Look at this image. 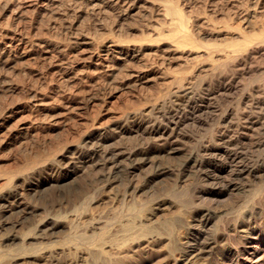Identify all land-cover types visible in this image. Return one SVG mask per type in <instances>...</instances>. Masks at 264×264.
<instances>
[{
    "label": "bare ground",
    "instance_id": "6f19581e",
    "mask_svg": "<svg viewBox=\"0 0 264 264\" xmlns=\"http://www.w3.org/2000/svg\"><path fill=\"white\" fill-rule=\"evenodd\" d=\"M2 1L0 0V3ZM16 1L25 3L40 0ZM67 1L71 2V0ZM121 1L123 0H87V3L92 9L101 10L104 7L117 6ZM61 2L59 6L64 5L65 8V4H61ZM75 2L77 1L75 0ZM80 2L82 3V0ZM172 2L170 0L169 4ZM208 2V5L212 6L209 8V11L212 10L211 12L221 11L224 13L222 10H225L223 16L221 14L225 24L220 23L221 21L217 23L222 25L223 29H217L215 14L210 12L208 13L212 15L200 11L203 13L200 16H204L200 19L206 20L201 21L202 27L199 25L200 23L198 25L203 28L204 22L207 27L212 23V28L209 27L211 29H208L207 32H205L206 26L204 25L203 32L216 36L217 40L220 42L222 40V43L225 42L223 44L219 41V43H215L216 39L213 38L214 41L207 45L208 42L205 41L207 50L202 56L207 64H210H208V68L200 67L201 70L198 68L204 74L196 73L194 70L188 75L175 76L176 86H168L163 88V91L161 89V92L159 91L156 97L150 99L149 103H143L134 109L123 111L110 123L93 122L78 137L66 139V142L63 140L64 143L60 142L61 144L53 146L54 149L50 150L53 154H49L50 151H43L45 155L48 153L47 157L53 162L43 168L48 175L42 176V173L38 172L36 175L40 178L37 179L31 175L33 177L31 179H35L36 182H33L30 177L13 182L11 180L17 174L33 169L37 162L46 158L44 154V157L39 154L42 158L38 157V159L34 156H32L33 159L30 158L31 152V155L24 154L26 159L24 165L7 175L6 181L2 183L6 189L0 195V264H24L27 258L35 259L37 264H147L149 262L152 264H264V70L261 72L262 63H264V0H209ZM53 3L50 2V5ZM164 3L166 4V2ZM172 4L173 6L169 5L170 7L166 9L168 15L165 16L169 17L170 13V18L167 20L163 16L159 17L169 21L173 15L171 22L173 27L172 30L168 27L170 31L167 29V33L174 32L176 37V44H174L177 47L190 44V47L200 50L196 42V38L202 39L196 35V31L199 29L196 28L198 25L192 27V23L195 22L191 20L193 15L192 18L187 16V14L191 15L195 6H191L193 9H190L187 7V3L185 5L188 8L187 11H192L186 14L180 0ZM50 5H47L48 8ZM219 5L223 7L222 10H220L222 7H218ZM29 6L31 7V5ZM6 7H8L7 4L3 6L4 9ZM15 7L17 8L18 5ZM59 8L63 9V7ZM51 9L50 11H52ZM17 10L15 12L18 15L21 8H17ZM29 10L27 11L29 12ZM58 10L56 11L58 12ZM55 12L48 11L52 14L51 16H54ZM159 12L164 13L163 11ZM197 12H194V15H197ZM162 13L159 14L162 15ZM11 15L14 14L11 13ZM31 17L34 18L33 14ZM236 17L242 18L241 24L235 25V22H238L235 20ZM50 19L52 18L50 17ZM21 20L20 22H23L22 17ZM49 20L48 22L51 21ZM242 21H244V25L247 24L246 26L253 27L255 25L254 29L250 30L252 33L247 31L248 28L242 25ZM160 22L158 26L163 25L162 23L166 27L167 24L171 25L162 20ZM7 27L10 28V26ZM41 29L44 30L42 27ZM159 30L157 31L159 33L164 31ZM21 31H15L16 33L11 31L13 33L11 35L8 34L10 31L3 33L4 36H9L11 42H4L0 45V64L8 65L24 52L34 51L36 54L38 53L43 64L47 65L49 69H58L57 72L60 71L63 74L72 67L71 61L75 60L66 55L70 48L68 43L63 45L61 43L64 41L60 43V40L54 42V38H47L46 33V37L38 34V38L26 37ZM41 31L38 33L40 34ZM203 32L199 31L198 34ZM233 33H237L239 37H234ZM82 34H74L75 44L78 45L75 50H78V53H88L90 58L98 55V64L110 68L109 70L113 69L114 71L120 61L131 62L141 54L142 45L141 47H137L138 44L135 47H123L119 42L111 39L109 44L106 43L102 47L92 46L93 41ZM210 37L207 38L210 39ZM80 39H84V42H80ZM170 39H173L172 36ZM17 40L24 43V46L14 45L13 42ZM203 40L202 45H204ZM171 43L173 44V42ZM20 48H23V51H20ZM182 48L180 47V49ZM180 49L178 48V52ZM189 50L188 53H191ZM192 50L195 51V49ZM182 51L186 52L183 49ZM53 52L57 54L50 55ZM193 56L188 57V60L189 58L197 59ZM199 56L196 55L198 58ZM76 61L78 60L76 59ZM146 61L145 59L144 64H147ZM161 61L163 63V60L159 62ZM153 63L151 62L152 65ZM143 71H139L136 75V81L140 83L144 82V78H148V74H144ZM12 72L15 73L13 70ZM163 73L165 74V72ZM8 76H10L9 73ZM3 77V74H0V83L4 82ZM204 77L208 78L207 82L204 81ZM115 78L116 76H111L108 82L104 81L105 83L98 85L99 87L96 86L98 88L95 92L94 89H88L89 91L82 89L81 93H76V96L73 95L72 98L74 93L73 91L72 94L69 92L71 96L68 97L71 99V104L67 109L79 110L87 107L88 103L98 98L101 99L100 96L106 95L107 88L117 82ZM250 78L252 80H249ZM11 80L8 82L9 85ZM70 80L72 81V79ZM252 81L257 83L250 87L249 84ZM63 82L61 83L63 84ZM7 90L9 91L6 89V92H8ZM60 95L58 94V96ZM235 96L238 98L233 101ZM30 98L34 104L32 106L39 107L36 110L47 111L46 96L43 93L33 91ZM6 113L7 111L0 115L2 120L0 126L7 122L9 115H5ZM209 120H213L214 124L208 133L196 135L186 132L188 127L200 128L207 125ZM49 121L53 125L57 123L54 126H59L58 120L51 119ZM29 131L28 126L22 127L18 132L20 137L15 135L18 138L17 141L21 144L25 143L24 139ZM50 134L48 135L50 136ZM44 137L46 136L44 135ZM51 140L54 141L52 138ZM127 144H131V147L124 149L122 145L126 146ZM35 146L34 149H36ZM40 146L38 149H41ZM177 151L184 152V157L179 164L173 167L158 164L160 157L169 156ZM145 166H150V171L141 177L138 171ZM80 173L90 174L96 181L94 182L96 183L95 188L85 195L80 206L86 211V216L91 212L90 219L83 220V216H71L61 210L46 213L36 204L32 205L27 200L30 192H37L54 181L56 183L54 188L56 186L62 188L63 184H66L63 182ZM165 176H169L170 181L167 179L165 184H161V182L159 184L160 179ZM194 178L198 181L196 186L192 184ZM119 187L121 188L119 189ZM115 188L119 190L115 191ZM233 192L236 195L231 210L223 214H218L213 210L211 203L213 200ZM89 198H91L90 202L92 199L96 202L94 207L90 206L92 204H89ZM108 202L113 207L112 215L103 221L99 207ZM89 210L90 212H88ZM186 212L189 213L188 218L184 215ZM124 215L126 218L122 219L121 217ZM12 216L15 218L12 219ZM212 222H215L217 228L214 227V224L212 227ZM81 224L86 226L83 234H86L87 238L83 241L79 240L81 234L75 230ZM87 231H90V234L87 235ZM63 232L69 236L61 240L60 234Z\"/></svg>",
    "mask_w": 264,
    "mask_h": 264
},
{
    "label": "rangeland",
    "instance_id": "374dc122",
    "mask_svg": "<svg viewBox=\"0 0 264 264\" xmlns=\"http://www.w3.org/2000/svg\"><path fill=\"white\" fill-rule=\"evenodd\" d=\"M61 1L60 0H46V1L40 0V1L20 3L19 1H16V0L15 1L14 0H3L2 3H0V10H1L0 11V26H1L0 27V37H1L0 45H2L4 42H7V43L11 42V39L8 38L9 36L8 35L4 36L3 33L9 32V31L10 32L12 31L14 33L15 31L17 32V31L23 30L21 32L24 33V36H26V37L32 36L31 38H33V37L38 38L39 37L38 35H42V37L48 36L47 38L53 37L54 42H58L60 40V43H61V41H64L61 43L63 45H67V43H68L69 44L68 46L70 48H68L66 55H68V57L71 58L72 60H73V58L75 60L74 62L71 61L72 67L69 68V70L67 71L68 73L66 72L63 74L60 73V71L57 72L58 69H55V70L49 69L47 67V65L43 64V60L39 57L38 53L36 54V52H34V51H29L26 53L24 52L25 54L24 53L21 54L17 59L14 60V62L12 61V63H10L8 65L4 66V65L0 64V74H3V76L5 77V78L3 77V79H2L4 82L0 83V110L2 112L7 111L8 114L6 113L5 115H9V117L7 118V122L4 123V125L0 126V195H2L6 189L5 188L6 186H2L3 185L2 183H4V181H6L7 175L9 173H11L12 171L18 170L19 167H22L24 165V163L26 161L25 155L27 153L29 155L32 154L30 156V158H32V159L34 157L36 159H38V157L42 158L40 155L42 154L43 157L45 155V152H43V151H46V152H48L50 150L52 151L54 149L55 145H58L60 142L64 143L63 140H65V142H66L67 141L66 139L69 140V139H73V138L78 137L79 134L82 133L87 128V126H89L93 122L102 123V124L110 123L114 119L119 117V115L123 111L134 109L135 107L143 105V103H149L150 102L149 100L150 99L152 100V98L156 97V95L159 93V91L161 92V89L163 91L164 90L163 88H166L168 86L175 87L176 86V83L174 82L175 76L188 75V73H191L194 70L196 73H199V74L203 73V71L200 72V70H201L200 67L201 68H208L209 67L208 64H210V63L207 64V61L204 60L203 56H202L204 51L207 50V46L205 44H206V42H208L207 45H209V43L213 42L214 39L217 40V38L214 35L206 34L203 32L205 29H206L205 32H207L208 29L210 30L213 25H211L212 24L211 23V24H208L209 26L207 27L206 22H204L203 28L205 26L206 27H205V29L201 28L202 27L201 21L203 22V20H206V19H203V20L200 19L203 16V15L200 16V14L202 13L200 11H203V13L210 12L212 14L213 13L215 14L214 15V18L216 19V23H215L216 25L215 26L217 27V29H223L222 25L217 24L220 21H221L220 23H223V25L225 24L223 22V17H222L223 14L225 13V10H222L223 7L221 5H219L218 7H222V8H220V10H222V12H224V13H221V11H216V13H217L216 14L215 11H213V12H211L212 10L209 11L210 10L209 8L212 7V6L208 5L209 0L208 1L207 0H204V1L203 0H198V1L197 0H180L181 6L183 7L184 12L186 14L190 13L192 11V10H190V9H193L191 6L196 7V8L194 7L192 13H190L191 15L187 14V16H190V18H192V15H193V18L191 20L193 22L195 21L194 22L195 25H194V23H192V25H193L192 27H194V26L196 27L198 25V23H200L199 25L201 27L199 25L196 27V28L200 29V30L197 29L196 35H198V36L202 37V39H204L203 40L204 45H202V39L196 38V42L198 43V47L201 51L197 50L196 47L195 48H193L192 46L190 47V44L184 45L185 47L183 45H180L181 48L182 47L185 48V49L182 48L183 50L186 51V52H184V51H182V49H180L179 46L177 47V45H175L176 44L175 43L176 37L174 35V32L171 31L173 33V35L171 32H170V34L167 33V31L169 30L168 27L171 28V30H172L173 23H171V22L173 21V15L171 16L172 17L171 20L167 21L168 20L167 18H170V13H169V17L166 18L165 16L168 15L166 9L170 6H173L172 3H176L177 0H172L173 2L170 4H169L170 0L163 1V2H166V4L165 3L163 4V2L160 0H146V1H143V0H123L124 2L121 1L118 3V5H117L118 7L116 5H114V6L110 7L111 9L109 7H106V8L104 7L101 10H99V9L96 10V9H92L91 7H89L90 5L87 3V0H84V1L82 0V3L80 2L81 0H76L77 2H75V0H71V2L67 1V0H63L62 2ZM78 1L80 2V4ZM195 1H197L198 3ZM17 2H18V4H17ZM47 2H49V3H47ZM50 2L51 3L54 2L53 5H50ZM60 2H61V4H65L66 9L64 8V5L59 6ZM85 2H86V4H85ZM184 2H186V3H184ZM44 3H47V4H44ZM182 3H184L183 4L184 6L182 5ZM5 4H7V6H8V7H6V9L3 8V6ZM66 4H68V5H66ZM186 4L188 5L187 7L190 8L189 12L187 11L188 8L185 6ZM195 4H198V5H195ZM16 5H18V7H17L18 9L21 8V10H19L21 12H19L18 15L15 12V11H18L17 8L15 7ZM29 5H31V7ZM47 5L48 6L50 5V7L48 8ZM54 5H58V6L55 7ZM45 6L47 7V9ZM162 6H164L163 7L164 9L162 8ZM204 6H205V9H204ZM206 6H207V8H206ZM59 7H63V9L59 8ZM32 8H33V10H32ZM51 8H53L54 10H52ZM26 9L27 10L30 9L29 12ZM50 9L52 11H50ZM64 9H65V11H64ZM198 9H201V10H198ZM56 10H58V12L60 14ZM2 11H3V14H2ZM48 11L50 13L56 11L53 14L56 17L51 16L52 14L48 13ZM62 11H64L65 14ZM108 11H110V12H108ZM159 11H163L164 13L159 12ZM194 12L195 13L197 12L198 14L194 15ZM11 13L14 15H11ZM45 13L48 17L46 15L44 16ZM159 13H162V15H160ZM210 13H208V14H210ZM32 14H33L34 18L31 17ZM212 14H210V15H212ZM221 14H222V16H221ZM67 15H69V16H67ZM161 16L165 17L167 20L166 19H160ZM21 17L23 18V22H20V21H22ZM24 17H25V19H24ZM37 17H38V19H37ZM42 17H44V18L47 17V18H45L46 21ZM50 17L52 18V19H50L51 21L49 20ZM241 19L242 18H240V17H236L235 20L236 21L238 20V22H235V25L241 24L240 23ZM48 20L50 22H48ZM161 20L165 21L166 24L170 23L171 25L167 24V27H166V26H164V23H162L163 25L158 26V24L160 25ZM49 23H51V24H49ZM52 23L53 24L57 23V24L53 25ZM207 23H208V20H207ZM41 25L45 26L46 29H45V27H43ZM242 25H244V21H242ZM246 25H244V26H246ZM7 26H10V28H9L10 30L8 29ZM40 26L42 28H44V30L41 29ZM254 26L255 25H253V27ZM18 27H19V29H18ZM154 27H156L157 29L159 27H161L159 29H162L161 31L164 30L163 33L162 32L159 33L160 32L159 29H158L159 32H157L158 30L156 28L154 29ZM209 27H211V28H209ZM246 27L248 28L247 31H249V33L250 32L252 33V31H250V30H252L253 27L252 26H246ZM163 28H165V29H163ZM13 29H14V31H13ZM40 31H41V33L39 34L38 32H40ZM199 31L203 32V33L198 34ZM10 32L8 33L9 35L13 34L12 32L11 33ZM164 32L166 35L168 34L170 37L172 36L173 39H170V37L168 35L166 36L164 34ZM45 33H46V36H45ZM76 33H81V34L83 33L82 35L84 37H88L89 40L93 41L92 46L102 47L106 43L109 44L111 39L119 42V44L123 47H126V46L135 47L137 44H138L137 47H141V45H142L141 54L139 56L141 58V60L138 57L136 59L131 60L132 63L131 62H124L123 63V61H120V63L117 65L118 68L116 67V69H114V71H113V69L109 70L110 68H108L106 66L102 67V65L98 64V62H99L98 55H94L92 58H90V57H88L89 56L88 53L87 54L78 53V50H75L76 48H78V45L76 46V44H75L76 39L74 38V34H76ZM35 34L36 35L38 34V35L36 36ZM162 34L165 35L166 37L163 36ZM159 35H162V36H159ZM231 35H232V32H231ZM233 36L239 37V36H237V33H233ZM207 37L208 38L210 37V39H208ZM205 38H207V40H205ZM200 39H201V42H200ZM83 40L84 39H80L79 41L84 42ZM208 40H210V41H208ZM216 40H215V43H217L218 41L220 42V40H217V41ZM171 42H173V44ZM220 43H222V40ZM13 44L14 45L20 44V46H22V47L24 46V43L22 44L18 40L14 41ZM72 47H74V48H72ZM163 48H165V49H163ZM166 48H167V50H166ZM172 48H173V50H172ZM178 48L180 49L179 52H178ZM186 48L188 50H189V48H192V49H195V51L190 49L191 51L189 50V52H191V53H188V50ZM20 49H21L20 51H23V48H20ZM163 50H165V52H163ZM169 52H170V54H169ZM174 52H175V54H174ZM54 53L57 54L56 52H53L50 55H52ZM76 53L78 56L76 55ZM187 54H189V55H187ZM193 54H195L194 56L197 59L194 60L193 58L192 59L189 58V60H188V57H192ZM160 55L161 56L163 55L165 57L162 58ZM179 55H180V57H179ZM196 55H198V56L200 55L199 58L196 57ZM173 56L174 57L176 56L175 59ZM38 57L40 58L41 61L39 60ZM167 57L171 58L172 60L167 58ZM216 57L218 58L219 56H216ZM166 58H167V60H166ZM37 59H38V61H37ZM76 59L78 61H76ZM145 59L147 60L146 61L147 64H144ZM160 60H163V63L166 62V64H163L162 61L159 62ZM19 61H21V63H19ZM151 62L152 63L154 62L155 66H154V63L152 65ZM130 66L133 69H131ZM144 66H146V67H144ZM148 66H149V68H148ZM152 66H154L153 69H152ZM19 69H21V70H19ZM12 70L15 71V73L12 72ZM153 70H155V71H153ZM263 70H264V63H262V71L261 72H263ZM111 71H112V73H111ZM139 71H143L144 74H148V78H144V82H142V83H140L139 81H136V78H137L136 75H137V73H139ZM73 72H75L74 73L75 76H74ZM163 72H165V74ZM8 73L10 76H8ZM107 73H109L112 77L116 76L115 79L117 80V82L107 88V91H106L107 93L105 96H100L101 99L98 98V99L94 100L93 102L88 103L86 105L87 107H85V108H82L79 110L76 109L75 111L67 109V108H69V104H71L70 103L71 99L69 98L71 95L69 92H71V94H72V91H73V93H74V94H72L71 98L74 97L73 95L76 96V93H78V92L81 93V91H83V90L89 91L90 89H92V90L94 89V92H95V91H97V88L101 84L105 83L106 81L108 82V80L111 76ZM34 74H37V75H34ZM92 74H94V75H92ZM158 75H160V76L158 77ZM61 76H63V77H61ZM80 76L83 77L82 81H81ZM104 78L107 80H105ZM10 79H12L11 80L12 82H10V85H9L8 82L10 81ZM62 79L64 80V82ZM65 79H67V80H65ZM70 79H72V81ZM84 79H85V81H84ZM121 79L124 80V83H123V80H121ZM88 80H90V81H88ZM97 80H98V82H97ZM249 80H252V78H250ZM87 81L90 84L89 85L90 87L88 86ZM204 81L207 82L208 78L204 77ZM61 82H63V84ZM256 83L257 82L252 81L249 84V86L250 85L254 86V85H256ZM91 84L93 85V88H92ZM96 86H98V87L96 88ZM64 88H66L65 89L66 91L64 90ZM6 89H9V91L7 90L8 92H6ZM72 89H75V90H72ZM33 91H36L38 93H43L46 96L45 102L47 104L49 103L48 105L46 104L47 111L43 112V110H41V109L36 110L39 107L32 106L34 104L32 102V99L30 98V94ZM58 91H60V92H58ZM58 94H61V95L58 96ZM64 97H66V98H64ZM5 98H7V99L5 100ZM28 98H30L31 100ZM102 98H105V99L103 100ZM237 98H238V96H235L233 101L236 100ZM68 110H70V111H68ZM1 113H0V115H1ZM50 117H51V119L58 120L59 126H54L57 123L53 125L52 122L49 121V120H51ZM39 121H41V122H39ZM0 122H2V120ZM45 122H46V124H45ZM53 122H55V121H53ZM49 124H51L53 126L51 127V125H49ZM213 124H214L213 120H209L207 125L200 127V128H195L193 126H190L186 129V132L189 134L193 133L196 135L200 134V133L205 134V133L209 132V130L211 129V126ZM24 126L25 127L28 126L30 128V131L28 132L29 134L28 133L26 134V136H25L26 139H24L26 144L22 142V144H23V146H22L21 142L17 141L18 138L16 136H19L18 132H20L21 128ZM9 127L11 129H14V130L12 131ZM44 127H45V129H44ZM48 127H49V129H48ZM39 132L42 134H40ZM49 132L52 134H50ZM45 133L50 134V136L48 134H45ZM37 135H38V138H37ZM44 135L46 137H44ZM31 136H34V137H31ZM4 138H6L7 140ZM36 138L38 139L37 143H36ZM51 138L54 140L53 142H52ZM2 139H4V140H2ZM19 140H21V139H19ZM40 140H42V141L40 142ZM43 140H46V141L48 140V141L46 142ZM38 141H39V143H38ZM27 144H28V147H27ZM29 144H30V146H29ZM45 144H46V146H45ZM49 144H51L52 146L50 145L49 147H47ZM34 145H36L35 146L36 149H34ZM40 145H42V146H40ZM39 146L41 147V149L40 148L38 149ZM122 147L124 149L128 148V147L130 148L131 144L130 145L127 144L126 146L122 145ZM32 148H33V151H32ZM49 148H51V149H49ZM41 150H42V152H41ZM51 151L49 152V154L50 153L53 154ZM30 152H31V154H30ZM21 153H23V154H21ZM47 154L45 155L46 158L44 157V159L42 158V161L37 162L34 165L33 169H30L29 171L21 172V174H17L16 177H14V179L11 181L13 182L14 180L16 181V180L24 178V177H30V179H31L32 176L37 179V178H40L38 175H36V173H38V172L42 173V176L48 175L44 171L43 168L45 166H47L48 164H50V162L52 163L53 160L50 159L49 157H47ZM32 156H34V157H32ZM183 157H184V152H182V151L178 152L177 151V152H175L169 156L160 157L158 164H160L162 166H166V167H173V166H176L177 164H179L182 161ZM140 171H138V173L141 175V177L145 176V174L150 171V166H145ZM80 174H77L78 176L75 175L74 177L63 182V183H66L67 185L63 184L64 187L62 186V188H61V186H56L54 188V186L56 184L54 181L50 185H48L47 187L45 186L44 188L39 189L40 190V191L38 190L39 193H38V191L37 192L32 191L29 193L27 200L32 205L36 204L37 207H39L41 210H43L46 213H49V212L53 213L57 210H61L63 213L69 214L71 216H75V215H77L79 217L83 216V220H88V219H90V214H91L90 210L88 211L90 213L88 214V212H87L88 215L86 216V211L81 209L80 206L82 205V203L84 201L85 195L88 194L90 191H92V189L95 188L96 183H94V182H96V181H95L94 176H92V175L90 176V174H87V175L84 173H80ZM75 177H76V179H73ZM15 178H17V179H15ZM163 179H160L159 184H160V182H161V184L162 183L165 184L167 179H168V181H170L171 178H169V176H165V177H163ZM31 180L33 182H36L35 179H34L35 181L33 179H31ZM192 180H193L192 184L194 186H196L198 184V181L195 178ZM52 184H54V185L51 186ZM92 186H93V188H92ZM45 188H47V190H45ZM120 188L121 187H119V189ZM119 189L115 188V191H117ZM235 195L236 194L233 192L232 194H226V195H223V196L218 197L217 199L213 200L211 202L213 210H215L218 214H223V213L231 210V208L234 204V201H235ZM32 198H34V199H32ZM90 199L91 198H89V202H90ZM107 201H109V199H107ZM89 204H92L90 206L94 207L96 205V202L93 201V199H92ZM110 207H111V209L113 208L111 203H109V202L106 205H104V204L100 205L99 210H100V214L102 216L101 220L104 221L105 219H107L108 216L112 215L113 209L111 210ZM175 209L177 210V208H175ZM184 215L187 218L189 217L188 212L184 213ZM12 217H13L12 219L15 218V216H12ZM121 218L124 219V218H126V216L124 215ZM213 224L215 227V222H212V224H211L212 227H213ZM81 225H79L77 227V229H75V230L78 234H81L79 236V238H80L79 240L83 241V240H86V238H87L86 234H83L85 232L86 226L84 227V225H82V226ZM215 228H217V227H215ZM88 234H90V231H87V235ZM68 236L69 235L66 234V232H63L60 234V239L61 240L66 239ZM83 246H85V245H83ZM33 260H35V259L27 258V260L24 262V264H37L36 260L35 261H33ZM147 264H152V262H149Z\"/></svg>",
    "mask_w": 264,
    "mask_h": 264
}]
</instances>
